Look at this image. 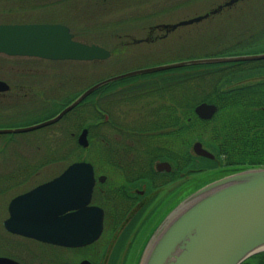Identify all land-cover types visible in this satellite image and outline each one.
<instances>
[{
	"label": "flooded vegetation",
	"instance_id": "obj_1",
	"mask_svg": "<svg viewBox=\"0 0 264 264\" xmlns=\"http://www.w3.org/2000/svg\"><path fill=\"white\" fill-rule=\"evenodd\" d=\"M82 1L102 4L105 0H0V26L55 24L66 27L75 41L96 44L85 42L81 38L96 31L89 32L92 28L76 13L74 6ZM156 30L163 29L148 26L145 29L146 37L131 38L124 43L154 41L160 37L151 36ZM117 36L120 37L121 34L114 35ZM0 55L19 57L4 52H0ZM0 61V129H14L38 123L31 116L12 117L7 112L15 108L31 110L34 98L43 95L47 98L42 102L45 103L42 105L45 109L54 98L53 86L58 83L62 87L64 82L54 81L49 66H38L32 61ZM254 71L264 75V58L225 64V76L238 82L250 78L249 75ZM163 72L165 71H160ZM69 82L70 79L66 80L65 85H69ZM248 86L254 87L249 104L254 102L255 108L264 112V79ZM118 89L113 90L110 102L106 104L108 117L103 109H97L100 116L96 124L101 134L95 154L100 155L101 162H95L93 166L96 180L89 205L103 210V228L100 235L89 243L70 246L42 241L19 231H12L11 228L33 229L48 225L61 228L86 227L87 214L85 209L84 213L81 211L80 205V183L76 179L54 182L59 176H42L43 169L52 160L45 159L40 163L24 162L8 175L0 172V264H130L148 228L167 206L196 184L191 176H216L218 170L225 168V155L216 154L206 143L200 141L213 157L196 155L188 148L201 123L192 118V114H195L194 108H181L182 93L178 77L161 75L145 88L147 92L131 91L129 95L124 91L118 92ZM96 96L100 97L98 94ZM99 101L103 105L104 102ZM78 111L73 109V113ZM45 115L48 114L45 112ZM80 115L70 121L76 130L81 127ZM66 116L69 113L61 120ZM183 116L187 122L193 123L184 127ZM215 123V118L210 121V125ZM104 126L109 127L110 133H105ZM16 134L21 133L4 132L0 136L11 138ZM70 134L74 137L75 133ZM123 136H127L126 140H123ZM110 137L111 142L108 140ZM220 139L213 135L210 145L221 146L225 140ZM1 155H4L0 153V171H3L4 157ZM161 161L166 162L167 166L157 169L156 163ZM22 165L25 168L21 171H27L28 168L33 171L34 167L35 176H21L23 173L19 168ZM37 167L40 169L37 170ZM98 176H105L104 181L99 182ZM107 176H110V182H105ZM76 185L79 189L74 187ZM102 186L106 188L103 189ZM104 194H109V199L104 197L97 200L96 196ZM87 223V226H92L89 221ZM133 226L138 228L131 239L128 236ZM106 229H109V236L106 235ZM118 229H125L123 236H117Z\"/></svg>",
	"mask_w": 264,
	"mask_h": 264
},
{
	"label": "rangeland",
	"instance_id": "obj_2",
	"mask_svg": "<svg viewBox=\"0 0 264 264\" xmlns=\"http://www.w3.org/2000/svg\"><path fill=\"white\" fill-rule=\"evenodd\" d=\"M225 1L227 0H105L102 4L80 2L74 6L76 13L80 15L81 20L87 26L92 28L89 32L96 30L91 35H83L81 38L85 42H95L110 50V56L96 61H77L0 55L1 60L9 62L32 61L38 66H49L52 69L54 81L64 82L62 87L58 83L53 86L54 98L50 100L46 110L42 108V105L45 104L42 102L47 99L43 95L34 98L31 110L15 108L8 111L7 115L12 117L28 115L33 117L34 121L39 122L57 111L69 95H76L91 84L110 76L178 60L255 54L264 51V0H240L230 6L223 7L220 11L199 22L179 26L167 33L165 30H156L151 36L160 37L154 41L125 44L131 38L146 37L145 29L148 26L153 27L159 23H175L201 15ZM119 14L121 15L119 16ZM119 34H121L120 37H114ZM125 34L129 36H124ZM220 66L225 68V65ZM257 72L254 71L252 75H249L250 78L243 79L241 82L225 76L226 88L244 87L252 82L258 83L260 79H264V75ZM161 74L169 75L165 71L118 80L99 89L83 102L84 105L75 108L79 110L78 112L73 113L72 111L64 120L60 119L61 121L51 124V126L40 127L24 133L20 132L21 134H16L11 138L0 136V153L4 155H1L4 157V170L0 172L8 175L18 169L19 164L31 161L40 163L45 159L52 160V163L43 169L42 176H56L72 161L85 160L93 165L95 162L100 164V155L95 154L101 134L98 124H96L99 120L98 116H100L97 109H103L108 117L109 112L106 104L110 102L113 90L119 88L118 92L124 91L129 95L131 91L132 93L147 92L148 90L145 88L153 84ZM69 79L70 84L66 86L65 81ZM99 100L104 102L103 105ZM95 103H97L96 106ZM44 111L48 115L44 116ZM78 114H81L80 121L82 120L81 122L90 126L88 145L85 148H80L76 142L74 143L78 134H74L73 138L70 134L73 131L70 121ZM103 120L106 119L103 118ZM103 130L107 134L110 133L107 126H104ZM102 136L106 137L103 134ZM126 138L127 136H123V140ZM108 140L111 142L112 137ZM190 143L191 141L189 149ZM24 168L25 165H22L19 171ZM39 169L37 167V170ZM32 170L28 168L27 171H21L23 173L21 176H35L34 167ZM109 179L110 176H107L105 182ZM102 187L106 188V186ZM104 197L109 199V194L96 196L97 200ZM137 228L138 226H133L128 238L132 239ZM106 230L108 232L109 229ZM117 232V236L121 234L123 236L125 229H118ZM109 233L106 235L109 236ZM134 262L135 257L130 264H134Z\"/></svg>",
	"mask_w": 264,
	"mask_h": 264
},
{
	"label": "water",
	"instance_id": "obj_3",
	"mask_svg": "<svg viewBox=\"0 0 264 264\" xmlns=\"http://www.w3.org/2000/svg\"><path fill=\"white\" fill-rule=\"evenodd\" d=\"M236 1L238 0H227L203 15L159 27L171 30L177 26L198 22ZM0 52L48 59L93 60L109 56V52L98 45L72 40L66 27L55 24L0 26ZM262 58L264 52L194 58L112 76L87 87L50 119L24 128L0 129V133L26 131L53 123L97 88L129 76L196 64ZM194 111L200 118L208 119L216 111V106L202 102ZM78 143L84 147L88 145L86 128L81 131ZM193 149L198 155L213 157L199 141L193 144ZM161 166H167V163L156 164L157 169ZM225 171L228 173L191 191L164 213L148 233L135 264H240L264 249V165L230 167ZM58 176L59 179L54 182L76 179L80 183V205L81 211L84 213L85 209L87 214L86 227L61 228L48 225L11 230L39 240L70 246L96 239L101 232L103 213L99 208L87 206L95 181L92 165L84 161L74 162ZM103 179V176L99 177V181ZM74 187L79 189L78 185ZM86 221L92 226H87Z\"/></svg>",
	"mask_w": 264,
	"mask_h": 264
},
{
	"label": "trees",
	"instance_id": "obj_4",
	"mask_svg": "<svg viewBox=\"0 0 264 264\" xmlns=\"http://www.w3.org/2000/svg\"><path fill=\"white\" fill-rule=\"evenodd\" d=\"M220 65L184 66L166 71L171 76L161 75L180 79L181 108L192 110L197 103L202 101L218 106V111L213 117L216 123L213 125H210L211 120H200L194 114L192 118H196L201 123L195 138L209 145L216 154H224L225 166L264 165V112L257 110L254 102L249 104L254 94V87L226 88L225 68H220ZM96 92L97 90L84 101ZM70 100L71 98L66 102ZM192 123L193 121L187 122L183 116L182 125L184 127ZM85 126L90 129L89 125L85 124ZM213 135L220 137V140H225V143L222 142L219 147L211 146L210 140ZM193 177L196 184L182 194L191 192L218 176H202L200 179L199 176ZM193 177L191 176L192 179ZM240 264H264V250L251 255Z\"/></svg>",
	"mask_w": 264,
	"mask_h": 264
}]
</instances>
